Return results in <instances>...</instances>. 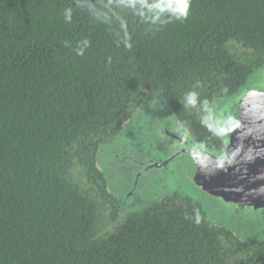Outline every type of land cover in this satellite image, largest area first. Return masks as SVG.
<instances>
[{
	"label": "trees",
	"instance_id": "1",
	"mask_svg": "<svg viewBox=\"0 0 264 264\" xmlns=\"http://www.w3.org/2000/svg\"><path fill=\"white\" fill-rule=\"evenodd\" d=\"M130 2L0 0V264H227L221 237L241 243L178 192L147 195L145 212L110 225L120 211L98 147L151 93L199 143L223 147L180 101L245 89L264 66V0H191L188 18L168 23L154 7L166 0Z\"/></svg>",
	"mask_w": 264,
	"mask_h": 264
},
{
	"label": "water",
	"instance_id": "2",
	"mask_svg": "<svg viewBox=\"0 0 264 264\" xmlns=\"http://www.w3.org/2000/svg\"><path fill=\"white\" fill-rule=\"evenodd\" d=\"M258 73L263 74L256 85L248 83L239 94L220 99L223 112L236 115L242 123L245 120L248 121V131H251L253 127L264 129V123H259L264 121V70ZM250 87L251 91H249ZM245 92L247 95H244ZM176 125L177 121L170 114L162 98L151 93L137 114L126 124L123 134L120 135L121 139L124 137L123 139L128 140L127 143L120 146L117 144L118 140L112 145L113 149H109L105 154V149L101 148L99 161L105 170L104 175L111 191L116 195V190L120 193V205L131 210L144 208L148 203L162 197L164 194L162 188H167L166 193H183L175 181L178 178L177 175H182V181L189 182L195 189L207 194L225 207L233 209L234 215H231L229 219L231 222L223 221L221 212L212 216L203 210L213 226L224 227L247 242H264V197L246 194L247 192L254 193L255 188L264 185V180L254 179L257 174L264 172V159L258 158L254 163L248 165L247 177L243 179L239 174L233 173L231 169L228 174L221 172L211 179L205 178L192 164L188 155L191 145L199 142L191 134L181 139L177 134ZM143 133H150L149 137L156 140L154 145L150 140L147 141L146 137H140ZM236 142V134H229L222 150L231 147ZM245 144H255V141L249 137ZM154 147H157L161 157L154 156L151 161L152 170L146 176V179L148 177L149 179L139 181V178H131L133 171L130 168L141 161L144 154L150 152L152 155L156 149ZM205 150L212 156L221 151L206 145ZM123 151L125 159L130 157L129 163H121ZM128 154L130 156H127ZM107 160L110 161V164L107 163ZM170 165H175L178 168V173L168 170ZM159 174L161 177H158ZM144 189L150 202H146L147 197L138 199V192L143 193ZM261 191H264V187L261 188Z\"/></svg>",
	"mask_w": 264,
	"mask_h": 264
},
{
	"label": "clouds",
	"instance_id": "3",
	"mask_svg": "<svg viewBox=\"0 0 264 264\" xmlns=\"http://www.w3.org/2000/svg\"><path fill=\"white\" fill-rule=\"evenodd\" d=\"M129 7H135L134 0L128 4ZM191 0H166L165 3H157L155 8L159 9L162 13H167V19L164 23L172 20L183 22L189 16ZM66 20L71 19V9L66 10ZM157 15L153 18V22L159 20ZM83 47L77 49V55H83L84 47H87L89 42L83 41ZM67 46V42H66ZM130 47V45H129ZM252 82L250 81V84ZM200 84L197 82L196 88ZM252 88H249L251 91ZM227 89H223V93H227ZM247 95V92L244 93ZM180 103L184 109L195 110L202 127L206 128L209 133L221 143L226 141L229 134H236L237 142L232 144L231 147L221 150L215 156H212L205 150L203 143H194L188 150V155L191 158L192 164L199 169L205 178L211 179L221 172L228 174L231 169L233 173L239 174L240 178H246L248 173V165L254 163L258 158L264 159V129L255 128L248 131V121L243 123L236 115L221 110V101L219 98L209 100L202 98L201 94L194 89L187 91L182 97ZM259 123H264L260 121ZM239 129V131H237ZM177 134L184 139L191 134V130L184 122H177ZM251 137L255 144H245V141ZM233 139V135H232ZM255 180H264V172L257 174ZM261 185L254 193L247 192L248 195L264 197V191H261ZM197 223L199 222V213L197 212Z\"/></svg>",
	"mask_w": 264,
	"mask_h": 264
},
{
	"label": "flooded vegetation",
	"instance_id": "4",
	"mask_svg": "<svg viewBox=\"0 0 264 264\" xmlns=\"http://www.w3.org/2000/svg\"><path fill=\"white\" fill-rule=\"evenodd\" d=\"M264 70V66H261L257 69H255L252 73H250V75L248 76L246 82H245V85H247L250 81V79L255 75L257 74L258 72ZM203 84L204 86H208L210 83L209 82H205L203 81ZM201 85V83H200ZM202 90V89H201ZM205 90V89H204ZM189 91V90H188ZM237 93V92H236ZM202 97V96H201ZM203 98V97H202ZM216 99V98H214ZM165 106L167 107V109L170 110V106L167 104H165ZM139 110H137L138 112ZM171 111V110H170ZM136 112V114H137ZM135 114V115H136ZM134 115V116H135ZM132 116L130 118V120L134 117ZM129 120V121H130ZM123 129L121 131H115V132H111V131H107V133L105 135L102 136L101 138V141L99 142V147H98V166L99 168L101 169L103 175H104V168L101 166V163L99 161V153H100V150L101 148L105 149L104 150V154L109 150V149H113L112 145H114V143L118 141L117 144H119L120 146H123L124 143H127V139H121L120 135L123 134ZM119 137V138H118ZM118 138V139H117ZM158 138V137H157ZM214 149H217V150H222L223 147L221 148H214ZM123 154H124V151L122 153V156H121V163H129V159L130 157H128V159H125L123 157ZM107 158H109L108 155H106ZM127 156H130V154H128ZM126 157V156H125ZM166 158V157H165ZM154 159V156L151 155L150 152H148L147 154H144L142 157H141V161H138L137 163L134 164L133 168H130L133 172L131 173L132 176H130L131 178L133 179H138L139 178V181H142V180H145L146 179V176L149 175V172L152 170L151 168V161H153ZM162 159V158H161ZM164 159V157H163ZM76 162V160H75ZM107 163L110 164V161L107 160ZM145 170V172H144ZM70 173H75V175L77 176V179L79 177H82L84 179V177L80 174V167H77L75 164L74 166L70 169ZM105 176V175H104ZM105 180L107 181L106 177H105ZM84 181V180H83ZM163 181V180H162ZM161 181V182H162ZM86 182V181H84ZM166 183V181H164ZM107 184H108V187H109V191L113 194V200L115 202V205L117 206V208H119V218L116 219L115 221H112L111 219L110 220V225H113L115 224L116 222H129L130 221V217H133L135 216L138 212H145L147 209H137V210H131L130 208H125L124 206H121L120 204V200H119V197L111 191V188L109 186V183L107 181ZM167 187V186H166ZM167 190V188H162V192H165ZM178 194V193H176ZM175 194V195H176ZM181 194V193H180ZM178 195V197H175L174 200H178L180 199L181 197H183L182 199L186 198L185 196H182L181 195ZM175 195H171L169 193H165L162 195V197H160V201L164 200L165 197H174ZM96 196V195H95ZM138 196L140 197V199H143L144 198V195L143 193H139L138 192ZM146 197H147V194H146ZM100 207L103 208V203L105 200L104 197L100 198ZM148 199L146 198V201ZM186 200V199H184ZM141 202V201H140ZM181 201H177V203L179 204ZM184 205H185V202H182ZM154 205V204H153ZM152 206V205H151ZM172 209V208H171ZM201 209V208H200ZM202 210V209H201ZM176 211V212H175ZM203 211V210H202ZM105 213L103 214L104 217H109L110 214H112V209H109V210H102V213ZM172 212H175L177 214L178 212V208L177 210L175 209L173 211L172 209ZM204 212V211H203ZM165 218H169V220H171L170 218H172V215L171 217H168L167 214H165L164 216ZM115 222V223H113ZM125 223V224H127ZM200 225V220L199 222L197 223V226ZM215 228L217 230H225L227 231V229L223 228V227H218V226H215ZM234 233V232H233ZM235 234V233H234ZM236 237H238L236 234H235ZM239 238V237H238ZM221 239L223 240V243L225 245L226 248H229L231 249L230 252L226 253V256H225V262L227 264H264V242L263 243H259V241H257L256 243L254 242H247L241 238H239L241 240V243L236 245V248H233L228 242V240H226L225 237H221ZM230 246V247H229Z\"/></svg>",
	"mask_w": 264,
	"mask_h": 264
},
{
	"label": "rangeland",
	"instance_id": "5",
	"mask_svg": "<svg viewBox=\"0 0 264 264\" xmlns=\"http://www.w3.org/2000/svg\"><path fill=\"white\" fill-rule=\"evenodd\" d=\"M261 74H263V73L255 74L250 79V81L252 82L251 85H256L259 82V80H260L259 78H260ZM250 81H249V84H250ZM149 134L150 133H143V134H141L140 137L141 138L146 137L147 141L150 140L152 145H154L153 143L156 140L154 141V139L152 137L150 138ZM143 147H145V145H143ZM154 148H156V149L153 152L154 155L153 154L152 155L155 156L156 158H160L161 153L159 152L157 147H154ZM171 164H173V163H171ZM168 170H172L175 173H178V168L175 165H170ZM154 173H155V171H154ZM154 173L152 175V179L154 177ZM177 176H178V178L175 179V181H177L180 190L183 192V193H181L183 196H185L186 198L192 199L194 201V203H197V205L202 210H204L208 214H211L212 216H215L217 212H221L222 220L231 222L229 219H230L231 215H234L232 213L233 209L225 207L223 204L214 200L213 198H211L207 194L202 193L201 191L195 189L189 182L182 181V175L181 176L177 175ZM158 177H161V175L159 174ZM148 179H149V177L146 180H148ZM143 195H144V198H146L145 189L143 190ZM138 199H140L139 196H138ZM224 208L227 210H225Z\"/></svg>",
	"mask_w": 264,
	"mask_h": 264
},
{
	"label": "bare ground",
	"instance_id": "6",
	"mask_svg": "<svg viewBox=\"0 0 264 264\" xmlns=\"http://www.w3.org/2000/svg\"><path fill=\"white\" fill-rule=\"evenodd\" d=\"M116 192H117V196L120 197V193H119V191L116 190ZM127 208H128V207H127Z\"/></svg>",
	"mask_w": 264,
	"mask_h": 264
}]
</instances>
